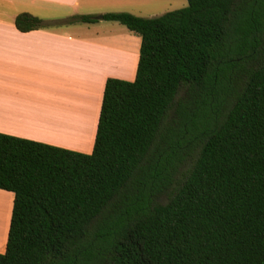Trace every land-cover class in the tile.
Segmentation results:
<instances>
[{
  "label": "trees",
  "instance_id": "trees-1",
  "mask_svg": "<svg viewBox=\"0 0 264 264\" xmlns=\"http://www.w3.org/2000/svg\"><path fill=\"white\" fill-rule=\"evenodd\" d=\"M103 17L141 37L135 78L106 79L90 153L0 132V188L14 193L0 264H96L94 221L145 180L180 91L198 155L162 203L152 196L171 184V155L157 157L151 174L163 173L161 183L141 186L107 222L108 264H264V0H188L159 16ZM78 21L94 18L14 19L21 31Z\"/></svg>",
  "mask_w": 264,
  "mask_h": 264
},
{
  "label": "crops",
  "instance_id": "crops-1",
  "mask_svg": "<svg viewBox=\"0 0 264 264\" xmlns=\"http://www.w3.org/2000/svg\"><path fill=\"white\" fill-rule=\"evenodd\" d=\"M130 2L0 0L1 133L79 151L70 140L81 138L83 124L93 122L91 145L106 79L135 78L141 37L103 17L127 10ZM21 12L45 22L74 15L94 21L21 31L14 23ZM13 198L12 191L0 188V253L6 248Z\"/></svg>",
  "mask_w": 264,
  "mask_h": 264
},
{
  "label": "rangeland",
  "instance_id": "rangeland-1",
  "mask_svg": "<svg viewBox=\"0 0 264 264\" xmlns=\"http://www.w3.org/2000/svg\"><path fill=\"white\" fill-rule=\"evenodd\" d=\"M129 1V0H126ZM129 7L127 10H121L130 12L142 17H154L159 16L165 12L180 9L188 5V0H130ZM133 80V79H132ZM183 91H180L174 100L173 105L168 110V113L161 125L160 133L157 136L155 144L152 146L151 151L148 155V159L144 164L145 174L143 175V182L135 183L131 182L123 190L122 194L117 196L100 214L94 221L92 228V235L88 237L90 242V250L94 251V257L91 259L92 262L108 264L110 256V245L108 244L107 235H103L105 228H107V222L110 221L117 214H120L127 207H129L130 201L133 196L138 194V189L142 186L145 190L150 183H161L163 173L157 174L152 177L159 165L157 157L164 158L171 155L167 161H165V167L170 171L171 184L162 191L155 192L152 196L156 202H166L168 196L173 191L174 187L178 182L183 180L185 175L189 172L192 167L199 151V138L196 131L189 130L188 124L184 122L183 116L179 113L178 109L180 103H184L182 97ZM85 128L81 138L70 140L71 146L79 151L89 152L92 150L93 141L89 144V138L94 128V123H84ZM95 136V133L93 134ZM58 137V133H56ZM61 138V137H59ZM85 139V140H84ZM157 164L155 165V163ZM172 162L174 166H172ZM142 171H140V174ZM112 230V229H109ZM98 232V236H94Z\"/></svg>",
  "mask_w": 264,
  "mask_h": 264
}]
</instances>
